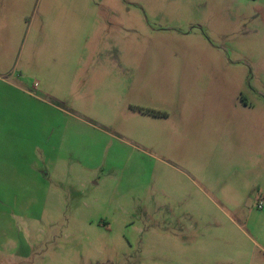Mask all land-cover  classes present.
<instances>
[{
  "label": "rangeland",
  "instance_id": "rangeland-1",
  "mask_svg": "<svg viewBox=\"0 0 264 264\" xmlns=\"http://www.w3.org/2000/svg\"><path fill=\"white\" fill-rule=\"evenodd\" d=\"M3 112L0 264H264V0H0Z\"/></svg>",
  "mask_w": 264,
  "mask_h": 264
},
{
  "label": "crops",
  "instance_id": "crops-1",
  "mask_svg": "<svg viewBox=\"0 0 264 264\" xmlns=\"http://www.w3.org/2000/svg\"><path fill=\"white\" fill-rule=\"evenodd\" d=\"M11 84L17 86V88H21L20 82H14ZM3 100H4L5 105H9L11 102L9 98L2 99V101ZM24 118H25V115L19 114V113L11 114L8 112H3L2 114H0V152L9 154L8 155L9 162H10V158L11 157L14 158L16 154L19 156V158L21 155L22 162H24L25 146H23L22 144L24 143L25 139L23 136L24 134L23 135L21 134L22 125L20 124V121L24 120ZM38 155L40 156L39 153ZM28 158H29V161L34 162L36 168L41 169L37 177L36 175H34V177L38 179V177H41L42 175L43 168H41L42 163L39 160V157L36 156V151H34L31 155H29ZM49 167L50 169L51 168L53 169V165L51 163ZM47 176L48 174H46V177ZM259 215L260 216H257L258 233H260L261 238L264 239V210Z\"/></svg>",
  "mask_w": 264,
  "mask_h": 264
},
{
  "label": "built area",
  "instance_id": "built-area-1",
  "mask_svg": "<svg viewBox=\"0 0 264 264\" xmlns=\"http://www.w3.org/2000/svg\"><path fill=\"white\" fill-rule=\"evenodd\" d=\"M259 210H262L264 208V200L263 199H259L258 201V205H257Z\"/></svg>",
  "mask_w": 264,
  "mask_h": 264
}]
</instances>
